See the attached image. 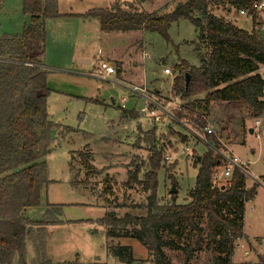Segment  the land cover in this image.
Here are the masks:
<instances>
[{"label":"rangeland","instance_id":"obj_1","mask_svg":"<svg viewBox=\"0 0 264 264\" xmlns=\"http://www.w3.org/2000/svg\"><path fill=\"white\" fill-rule=\"evenodd\" d=\"M115 1L127 12L132 7L131 11L144 15H164L184 0H51V3H55L58 15L78 16L92 10L109 9ZM1 3L4 8L0 25L8 30V25H17L23 14L22 4L20 0H0ZM212 13L218 17L227 15L234 24L244 18L233 12L225 14L221 9ZM251 25L245 20L240 27L248 30ZM254 25V31L260 33L264 41V10L257 12ZM45 33L44 57L40 63L43 62L47 69L46 83L51 93L46 109L48 120L54 124L49 134L50 151L43 158L49 183L40 192V205L27 209L25 217L31 222L56 217L61 223L41 229L45 259L52 263L74 261L76 257L79 264H126L114 256L110 247L128 246L134 260L131 264H152L144 246L131 238L108 239L107 229L98 221L109 211L118 216L143 213L140 205L145 202V194L139 186H128L126 182L137 166H140L139 179L148 170L151 139L146 132L153 126L158 127L153 136L155 151L171 157L169 163H161L157 172L156 193L162 196L159 201L171 200L169 175H173L176 181L175 202L188 201L187 193L196 177L193 155H202L207 146L179 124L159 114V110L155 113L161 116L158 123H152L147 113L145 116L138 113L144 102L133 97L131 90L143 83L149 91L160 90L162 96L171 98L174 77L165 75L164 69L172 70L182 61L198 66L195 50L201 46L196 29L187 20L174 22L167 29L166 40L154 31L104 33L98 21L74 18L48 22ZM141 51L147 56L144 60ZM107 62L112 63L115 73L103 79L100 77L101 68ZM259 73L264 81V66L260 65ZM122 98L126 100L124 110L120 107ZM172 101L182 106L178 98ZM158 102L164 104V98H158ZM218 109L206 115L204 120L200 118V122L209 124L220 135L225 132L223 136L234 143L231 136L234 129L237 131V138L242 140L232 152L245 163V170L250 175L245 177L246 189L254 186L256 190L254 197L244 203V236L235 242L231 261L232 264H264V113L260 118L250 116L252 120L246 122L247 126L254 120L261 121L250 135L239 118L243 113L247 114L243 108L233 119L228 116L229 112L221 114ZM124 111L136 112L139 117L124 120ZM170 112L174 113L172 106ZM137 124H141V130L136 128ZM175 133L187 135L188 142L182 144ZM184 147L188 152L182 150ZM172 162L176 165L170 169ZM46 210L51 214L45 216ZM36 229H29L25 243L27 264L42 259L40 246L43 240ZM203 252L194 255L192 264H209L214 249H204ZM166 253L172 263L183 260L178 254L167 250Z\"/></svg>","mask_w":264,"mask_h":264},{"label":"trees","instance_id":"obj_2","mask_svg":"<svg viewBox=\"0 0 264 264\" xmlns=\"http://www.w3.org/2000/svg\"><path fill=\"white\" fill-rule=\"evenodd\" d=\"M262 1L184 0L164 15H144L131 11L132 7L127 12L114 4L82 17L98 19L104 33L154 31L166 40L172 23L187 20L196 29L201 46L195 50L199 65L193 67L182 61L172 69L175 76L171 90L182 103L173 116L202 129L204 123L200 118L209 114L213 104L242 101L253 117L264 113V81L258 73L259 66H264V41L253 29L257 20L253 5ZM21 4L23 14L29 16L28 25L20 36H0V264H27L25 243L33 227L43 240L42 259L34 264H79L76 257L62 263L45 259L41 229L50 224L60 225L56 217L31 222L24 214L40 205V192L49 183L43 158L50 151L49 134L54 128L46 109L51 91L46 71L38 66L44 54L45 19L56 18L58 14L51 0H21ZM218 9L234 15L245 11L251 18L252 30L236 27L227 15H213L212 11ZM124 112L132 120L137 117L133 111ZM155 133V128L146 132L151 139L148 170L139 179L140 166H137L126 182L128 186H139L145 194L144 204H139L143 213L118 216L109 211L98 223L107 229L108 239L131 238L144 246L152 264H192L194 255L209 248L214 249L209 264H231L235 241L243 235L244 202L253 198L255 187L246 189L244 176L237 170H233L225 186H215L212 171L219 166V158L207 147L202 155H193L196 177L187 193L188 201L178 204L176 193H172L170 202H160L156 193L157 172L163 158L161 152L155 151ZM175 135L184 145L189 140L187 135ZM205 139L219 146L211 135ZM175 165L172 162L170 169ZM169 178L176 188L173 175ZM48 213L51 211L46 210L45 216ZM110 250L120 262H134L130 247L116 246ZM166 250L183 260L172 263Z\"/></svg>","mask_w":264,"mask_h":264},{"label":"built area","instance_id":"obj_3","mask_svg":"<svg viewBox=\"0 0 264 264\" xmlns=\"http://www.w3.org/2000/svg\"><path fill=\"white\" fill-rule=\"evenodd\" d=\"M256 10V12L264 10V1L262 2H255L253 5V10ZM240 15H244L246 18L250 19V16L246 14L245 11L240 10L239 11ZM146 54L142 52V59L144 60L146 58ZM100 73L101 78H105L106 76L112 75L115 73L113 70V67L110 64H105L102 66ZM165 75H173L172 70L169 68L164 69ZM132 95L133 97H137L143 100L145 108L139 109L138 113L141 115H145V113L148 114L151 122L153 123H158L160 121L161 116L156 113V110H159V114H163L166 116L168 119H171L173 122H176L179 124L182 128L186 130L187 133H189L194 139L197 141H200L202 144L210 148L213 153L218 156L219 158V166H217L215 169L212 171V182L215 186H225L226 183H228L231 178H232V172L233 170H237L239 173L243 174L244 177L250 175L246 172L245 170V163L240 161L237 156L232 154L226 147L225 145L221 142L220 139H218L216 132L214 129L209 125L205 124L202 129H199L197 125H195L193 122H181L178 121L173 114L170 112L169 109L170 106H172L173 110L180 109L178 105H175L172 99L174 98V92L171 90V98L167 101L164 102V104H160L158 102V96L155 95L154 92L150 93L149 90L142 84L141 87L134 86L132 87ZM126 103V100L124 98L121 99V104L120 107L122 109H125L124 104ZM149 106V110L148 107ZM202 120H204V117H201ZM260 121H255L254 122V128L257 129L259 126ZM258 134V133H257ZM257 134L255 137H257ZM206 135H211L214 139H216L218 143V147L214 146L210 142L205 139ZM258 138V137H257ZM168 147V146H167ZM185 152H188V148H183L182 149ZM162 164L169 163L171 157L168 156V154H165L162 156ZM237 241V240H236ZM235 241V242H236Z\"/></svg>","mask_w":264,"mask_h":264},{"label":"crops","instance_id":"obj_4","mask_svg":"<svg viewBox=\"0 0 264 264\" xmlns=\"http://www.w3.org/2000/svg\"><path fill=\"white\" fill-rule=\"evenodd\" d=\"M9 1V0H8ZM10 1H15V0H10ZM16 1H18V0H16ZM20 3H21V0H20ZM116 3H118L117 1H115L114 2V4H116ZM114 4H112V5H114ZM1 5H2V7H1V10H0V15H2L3 14V8H4V6H3V3H1ZM238 15H240L239 13H238ZM242 17H244V18H242L241 19V17L240 18H238L237 20H240L239 22H237V23H235V25H236V27H239V28H241V29H243V30H246V31H251L252 30V25H251V27H250V29H244V28H242V27H240V25H242V24H244L245 23V20L246 21H249L250 22V24H251V20L250 19H248V18H246L244 15H241ZM74 18H83L84 20H87V21H90V18H84V17H82V15L81 14H79L78 16H76V15H72V14H63V15H58V17H56V18H47V19H45V25L48 23V22H52V23H54V21L56 22V21H62L63 19L64 20H68V19H74ZM227 18H228V16H227ZM229 19V18H228ZM5 20V18H3V21ZM91 20H94V19H91ZM96 21H98V19L96 20ZM18 23H17V25H10V27H9V25H8V30H6V28H4V26H2V25H0V36L1 35H12V36H20L21 35V33H22V31H23V29L28 25V23H29V16L27 15H24V14H22V15H20V18L18 19V21H17ZM99 22V21H98ZM3 29V30H2ZM4 29L6 30V31H8V33H5V31H4ZM254 30H255V28H253ZM10 31V32H9ZM260 34V33H259ZM45 35H46V33H45ZM263 35H264V33H263ZM45 38H46V36H45ZM46 40V39H45ZM45 47V46H44ZM142 52V51H141ZM44 55V54H43ZM42 55V56H43ZM44 57V56H43ZM43 57L41 58L42 60H43ZM83 62V61H82ZM106 64H110V62H107ZM111 65H112V63H111ZM199 65V64H198ZM40 69H42V70H44V71H46L47 69H46V67H45V65H44V63L42 62V64H40V66H38ZM114 67V66H113ZM115 69L118 71V67H117V65H116V67H115ZM259 71H260V66H259V70H258V73H259ZM260 74V73H259ZM175 76V73H173V77ZM261 76V75H260ZM262 77V76H261ZM143 82V81H142ZM143 84V83H142ZM134 87V86H133ZM150 93H152L151 91H149ZM154 93H155V95H157L158 96V98H164V102H167L168 101V98H169V96H167V97H164V96H162V94L160 93V90H157V91H153ZM199 98H201V97H199ZM170 99V98H169ZM175 99H177L175 96H174V101H175ZM112 101V100H111ZM112 104H113V102H111ZM180 104H182V103H180ZM143 106H144V104H143ZM143 108H145V106L143 107ZM219 108V109H218ZM240 108H243L244 110H245V112L247 113V114H245V113H243L242 115H240V117L239 118H241V120H242V126H243V128H245V127H247L248 128V132H249V130H251V133L249 132V134L251 135V134H253L254 133V123H252L251 125L249 124V125H247L246 126V122H248V121H251L252 120V118H255V117H253L252 116V114L250 113L251 111H250V109L248 108V106L245 104V103H243L242 101H240V102H229V103H219V104H213L212 106H211V108H210V111H209V113H211V112H214L216 109H218V110H220V113L222 114V113H228L229 112V114H228V116L229 115H231V117H232V119L235 117L234 115L235 114H237V113H239L240 112ZM122 109V108H121ZM124 110V109H123ZM242 110V109H241ZM133 113H136V112H133ZM137 114V117H136V119L139 117V114L138 113H136ZM247 115H248V117L249 118H247ZM263 115V114H262ZM262 115H260V116H258V118H260ZM143 116H145V115H143ZM252 118H251V117ZM148 118V117H147ZM122 119H124V120H127V119H130L127 115H125L124 114V116H123V118ZM259 120V119H258ZM258 120H254V122L255 121H258ZM223 121H225V122H227L226 121V119H224ZM260 121V120H259ZM147 122V121H146ZM260 123H261V121H260ZM260 123H259V126H260ZM258 126V127H259ZM136 128L138 129V130H141V124H137V126H136ZM153 128H155L156 129V131H157V129H158V127L157 126H153L152 127V129ZM231 128V130L232 129H234L233 127H230ZM146 130H148V129H146ZM241 130V129H240ZM233 135L231 136L234 140H235V143L233 142V140H232V142H231V140H227L228 138L224 135L223 136V134L225 133V132H223V134L222 135H220L219 133H217L216 132V134H217V137H218V139H220L221 140V142L225 145V147L232 153V154H234L233 152H232V150H233V147H235L237 144L239 145V144H241V140H239L238 138H237V136H239V135H237V131L234 129L233 130ZM231 134H232V131H231ZM231 142V144L232 145H229V143ZM168 147H170V146H168ZM235 155V154H234ZM236 156V155H235ZM238 157V156H237ZM239 158V157H238ZM240 160V159H239ZM71 169V168H70ZM247 177H249V176H247ZM244 185H245V177H244ZM245 188H246V186H245ZM157 197H158V200H161L162 198V196H158V194H157ZM254 197V196H253ZM159 198H161V199H159ZM162 201V200H161ZM245 203V202H244ZM243 208H244V206H243ZM243 223V222H242ZM243 229H244V226H243ZM243 236H244V234L242 235V238H243ZM242 238H240V239H242ZM240 239H238V240H240ZM233 252H234V249H233ZM233 252H232V256H233ZM171 253V252H170ZM173 254V253H172ZM232 256H231V260H232ZM169 257V256H168ZM170 258V257H169ZM171 259V258H170ZM231 264H232V262H231ZM248 264H250V263H248Z\"/></svg>","mask_w":264,"mask_h":264},{"label":"water","instance_id":"obj_5","mask_svg":"<svg viewBox=\"0 0 264 264\" xmlns=\"http://www.w3.org/2000/svg\"><path fill=\"white\" fill-rule=\"evenodd\" d=\"M185 85H187V83H188V80H189V75H188V73H186V75H185ZM249 132L251 133V130H249ZM169 193L170 194H172V193H176V189H175V187H174V185L172 184V186H171V188H170V190H169Z\"/></svg>","mask_w":264,"mask_h":264}]
</instances>
